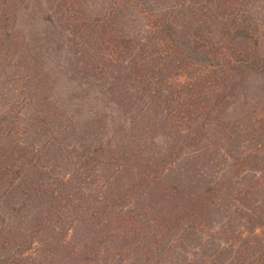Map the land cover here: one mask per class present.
<instances>
[{"label":"rangeland","instance_id":"1","mask_svg":"<svg viewBox=\"0 0 264 264\" xmlns=\"http://www.w3.org/2000/svg\"><path fill=\"white\" fill-rule=\"evenodd\" d=\"M114 1L0 0V147L12 149L13 159L22 156L36 163L37 169L33 167L35 174L31 176L36 186H40L37 175L57 188V184H65L73 176L71 187L76 186L81 197L68 204L71 210L64 212L69 234L62 233L61 227L38 232V220L33 219L36 210L28 211L27 216L24 210L20 211L22 188L17 187L16 180L13 182L18 175L14 166L0 184V194L8 193L6 206L0 209V255L16 251L23 230L28 243H32L25 254L49 263L50 255L41 254L40 247L58 239L76 243L87 223L89 227L105 228L100 233V238L105 239L100 244L101 264H113L117 259H122L119 264H264V259L263 263L258 262L264 241L247 243L243 251L235 254L247 236L253 238L252 231L264 237V0H118L117 8ZM220 3L219 10L230 20L232 16L238 19L234 25L237 28L242 23V13L247 12L250 40L236 36L230 42L232 52L227 55L232 61L238 59L237 53L242 50L252 58L253 66L237 74L243 77V85L234 84L237 80H227L228 86L224 82H208L191 109H186L196 111V115L201 113L191 122L179 117L176 101L173 104L168 100L167 107L145 104L136 114L135 124H124L123 112L117 113L119 104L109 98L113 92L97 88L102 79L110 81L111 74H96V53L116 52L113 46L103 47L99 27L107 25L105 33L109 30L110 35H120L125 40L135 38L134 52L141 44L142 57L151 59L166 49V45L156 42L152 29L162 23L170 8L182 9L177 27L187 30L188 25H195L200 9L219 7ZM223 16L215 21L208 19L213 25L211 30L205 28V34L214 41L220 38V42H225L223 26L218 25ZM240 56L243 57L242 52ZM185 67L202 77L206 61L189 57ZM90 74L95 76V86L93 93L85 97L84 88L88 89L90 83L84 86L83 82ZM172 79L176 83L188 80L185 74H176ZM186 126H191V133L193 128L204 134L199 132L201 136L191 139L183 129ZM129 129L137 135V144L147 146V158L154 163L150 173L153 182L143 186V190L131 184L140 181L139 171L149 170L145 167L146 153L122 156L116 150L115 142L120 141L122 130L127 138ZM190 140L194 144H188ZM106 142L113 150L111 156L99 149ZM173 143L175 146L169 151L175 161L168 170L163 168L162 157L170 155L165 146L169 148ZM91 149L97 153L85 161ZM238 156L247 157L248 163L239 176L231 179L230 165ZM187 172L190 176H186ZM218 179L226 184L195 203H190L188 196L181 199V192L171 194L173 187L197 194L206 181L213 185ZM120 190L122 194L128 193L122 207L113 204L120 197ZM237 191L251 198L249 208L243 212V200L236 197ZM171 195L176 197L172 199ZM102 198L109 200L107 207L99 202ZM79 201L89 205L78 206ZM211 201L213 207L208 209ZM250 209L259 215L256 221L250 222L244 213ZM18 220L23 222L20 229H16ZM123 220L129 222V227ZM123 228L128 234L120 243L116 234ZM122 248L123 258H118ZM61 258V254L55 257L54 264H60Z\"/></svg>","mask_w":264,"mask_h":264},{"label":"trees","instance_id":"2","mask_svg":"<svg viewBox=\"0 0 264 264\" xmlns=\"http://www.w3.org/2000/svg\"><path fill=\"white\" fill-rule=\"evenodd\" d=\"M118 2H119L118 0H115L113 2V6H115V8H117ZM246 8H248V6ZM213 9L216 10V14L214 13ZM219 9L222 10L221 3L219 7L218 5H216L215 8H212L211 5L208 7H204V9H200L197 19L194 20L195 27L193 25L190 26L188 25L187 30H184L183 26L181 29L177 27L178 13L182 9L177 10L175 6L170 8L165 13L162 23L156 24L155 28L152 29L154 30L152 35L157 37L156 42L166 45V49L165 51L163 50L162 53H159L160 54L159 56H157L158 53L154 54L151 59L147 57H142L141 51H143V47L141 44L138 49V52L137 51L134 52L135 38L133 39L132 37H130L127 40H125L123 36L110 35L109 30L107 31L109 33H105L107 30L106 28L107 25L103 24L101 25L102 27H99L100 29H98V35L100 34V36H102L99 38L103 41L102 43H104L103 47L108 46L109 48L110 46L111 47L113 46L112 48H114L116 52H114L113 54L111 53L112 55L108 53L106 54L105 52H102V50L96 53L98 55L95 58L97 62L94 63L95 66L98 67L99 69V71L96 74L98 75L99 73L100 74L103 73L105 76L106 75L108 76L109 73L111 74V75L109 74L111 76L110 81H107L106 79H102L101 81H99L97 88H99L103 92L106 91L107 89H109L110 93L113 92L109 98L115 104H119L120 113L119 111L117 110L116 111L118 115L120 114L122 115L123 112L122 119L125 121L124 124L127 123H131L132 125L133 123L135 124L136 114L137 115L139 114L138 112L140 111V108L141 109L144 108L145 104H148V106L167 107L169 104L168 100L174 102L173 104H175L176 101V103L178 104L176 105L175 108H176V112L179 114V117L183 119L185 122H191L192 121L191 119H195V116L199 117L201 113H197L196 115L195 113L196 111H188L186 109H191L190 106L196 102V99H199L200 93L205 91L204 87L207 85L208 82L209 84L213 83V85L215 83L221 84V82H224V86L225 85L228 86L227 80H231V81L237 80V82H235L234 84L238 83L239 86L243 85V81H240L241 79H243V77H240V75L237 74H242L245 68L253 66L254 62L252 58L250 56L245 55L244 51L242 50H240L239 53H237L238 59H234L231 61V59H228L229 57L227 58V55H229V52H232L230 51L231 50L230 42H233L236 36H239L242 40H246V39L250 40V35L248 33L249 30L246 24L248 21L247 12L242 13L243 16L241 19L242 23H239L240 28L239 27L237 28V26L234 25L236 24L238 19H235V17L232 16V19L230 20L228 15H225V12L220 11ZM220 15L221 16L225 15L223 16L224 18L220 17V19L218 20V25L223 26L221 27L222 38L225 39L224 41L226 43L220 42L221 41L220 38L219 40L214 41L211 38V36L205 34V28L208 26L209 30H211V25H213V22L208 19L212 18L215 21ZM231 26H234L235 29H231ZM231 32H234L235 34H232ZM106 36H108V39L106 38ZM91 39H93V37L87 39V41H90ZM129 49H131V51L128 53ZM236 51L237 50H235V53ZM241 52L243 54V57L240 56ZM93 54L94 51L92 49V55ZM189 57L194 58V60L196 59L197 61L200 62L206 61V69H205L206 71L204 75H202V77H198L199 75L197 73L194 72L191 73L190 69H188L189 71H187L185 64H186V60ZM222 59H224V61H222ZM195 63L196 62H194V64ZM85 73L88 74V71H85ZM176 74L178 75L185 74V77L188 80L181 81L182 83H176L172 79V77H175ZM94 77L95 76L91 74L89 76L86 75L85 77V81L83 82L84 86L85 84L90 83V85H88V89L84 88L86 93L85 97H88L87 95L93 93L94 90L93 88L95 86V83L93 82ZM174 84L175 87L177 86V89L175 88V90L173 89ZM230 95H232V93ZM133 97L134 100L132 101ZM88 102L85 101V103ZM181 106L182 108L183 107L184 108L181 109ZM206 115H208V112H206ZM183 129L188 134V136L191 137V139L196 136H201L198 134L199 132L201 134H204L203 131H197V130L195 131L193 128L191 133V126H186ZM122 133L123 135L119 139L120 141L115 142L117 144L116 150L118 151L119 154H121L122 156H138V155L142 156L146 153L144 155L145 157L144 161L147 163V166L145 167H147L149 170H147V173H143V171H139L140 181H138L137 183L132 182L131 184L132 187L143 190L144 189L143 186H151V182H153L150 173L154 168L153 167L154 163L152 160L150 161L147 158V146L142 144L140 146L139 144H137L138 141L137 135H134L131 132L128 134V137L126 138V133L124 135V130H122ZM125 140L127 141L126 143ZM145 140L147 139L145 138ZM134 144L136 145L134 146ZM186 144L187 143H185V145ZM188 144L192 145L194 143L192 140H190L188 141ZM174 146H175L174 143L169 148L165 146V148L167 149L166 151L170 155H168L169 158L167 155L162 157L163 168L167 167L168 170L172 162L175 161L174 158H170L172 155L171 152L169 151L172 147L174 148ZM99 149L102 150V152L104 153L106 151L110 152V156L113 154V150L110 145L108 146L107 142L103 148L102 146H100ZM96 153H97L96 149H91V153H89V155L85 157V161L86 160L90 161L92 158H94ZM12 155H13L12 149L4 148L2 146L0 147V184L3 183L4 178H6L7 172L9 170H13L14 166H16L18 170L17 171L18 175H16L13 182H15L16 180L18 185L16 186L22 188V193H21L22 203L20 206V211L24 210V215L27 216L28 211H33V209L36 210V211L34 210L35 213L33 214V219L35 221L38 220L39 223L38 232H40L41 229H45V228L46 229L49 228L52 230H59V227H61L62 233H64L63 231L68 233L70 228L69 226L66 227L65 222L63 221L64 212L69 208L68 204L71 205L72 204L71 202H76V200L81 198L79 195L80 191L78 192V190H75L76 186L75 188L71 187L73 176L68 177V181L65 184L64 183L57 184L58 186L57 188L53 186L54 183L47 184V182L44 181L45 180L44 177H40V175H37L36 181L39 182L40 186H36L35 179L31 178V176L35 174V169H33V167H36V163L32 160H25L22 156H20V158L16 157V159H13ZM246 163H248L247 157L245 156L236 157V162L230 165L233 168L232 170H230V175H229L231 179L235 175L236 176L240 175L239 172L243 168H245ZM196 167L197 165L194 166V171H196ZM252 169H254V167H252ZM178 173H180V171ZM185 174L186 176H190L189 172ZM208 176L209 174H207V178ZM175 179L178 180V174ZM228 179L229 177L226 179V181ZM224 184H226V182H224L221 179L216 180V184L213 185H210L209 182L206 181L204 185H202V189L197 194L193 193L192 190H189L186 193H184L181 191L179 187H173L171 194L178 195L181 192L184 194V195H180L181 199H185V197L188 196L190 203H195L196 200L199 199V197H202L207 193L210 196V193L212 194L215 193ZM133 191H134L133 197H136L137 190L134 189ZM250 193L253 194L252 191ZM7 194H8L7 191H3L0 194V209H2L3 205L6 206ZM172 195L171 198L174 199L176 196L173 197ZM235 195L236 197L239 196L243 200L242 203L244 205L241 211L243 212L244 210H247L249 208L248 202L251 201V198L247 194H241L238 191L235 193ZM119 196L120 197L116 199V201L113 204L117 206L120 205L122 207L123 205L122 203L126 201V198H128V193L122 194L120 190ZM144 198H146V196ZM99 202H104L106 207L109 205V200L107 198L106 199L102 198V200ZM83 203L86 202L79 201L78 206H81ZM212 203H213L212 201L209 203L208 209L213 207L211 205ZM84 205L88 206L89 204L86 203ZM202 206L205 208L204 203L202 204ZM69 210L71 209H68V211ZM244 213L246 214L250 222L254 220L256 221L257 214L255 213V209H250L249 212L246 211ZM18 216H23V215H18ZM122 222L125 223V226L129 225L128 221L123 220ZM69 224L71 225V223ZM73 224H75L74 220H73ZM22 225L23 222L18 220V223L16 224V229H20ZM84 225H85V227L83 228L84 231L80 235V238L77 239L76 243L71 239L65 241L63 237H61L63 240L58 239L55 242L44 243L42 248L40 247V250L42 251L41 254L50 255L48 257L49 263H43L41 261L42 258L25 254L27 249L30 247L32 243H28L29 241L28 239H26V235L22 230L20 236L21 240L19 242L16 251L13 252V254L10 255L8 254V256H4L3 254L0 255V264H36L39 263L40 261H41L40 264H54V259L55 257L57 258L59 254L62 255L61 258L62 262L60 264H101L100 257L103 254L101 255L100 244L105 239L104 237L100 238V233L101 231H104L105 228L103 227L94 228L93 226L89 227L87 223H85ZM61 230L59 232L57 231L58 234L61 232ZM124 230L125 229L123 228V231L120 230L119 233L116 234V238L119 239L120 243L123 241L124 238H126L125 234H128V231L125 233ZM262 230H263L262 234L264 236V227ZM252 234H253V238L247 236V238L243 241V244L242 245L239 244V249L235 250V254L239 250L243 251V249L245 248V244L247 243L256 244L258 243L259 240L264 241V237L257 234L255 231H252ZM254 239H256L257 242H254ZM116 247L120 248V245H116ZM262 248H263V253L262 254L259 253V257H258V262L260 261V263L261 262L263 263V259H264V247ZM123 255H124V249L123 248L119 249L118 258L119 257L123 258ZM239 256L240 255H237L236 257ZM37 260L39 262H37ZM121 260L122 259H117V262L113 264H119L120 262H122ZM231 264H234V261H232Z\"/></svg>","mask_w":264,"mask_h":264}]
</instances>
